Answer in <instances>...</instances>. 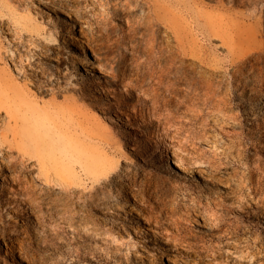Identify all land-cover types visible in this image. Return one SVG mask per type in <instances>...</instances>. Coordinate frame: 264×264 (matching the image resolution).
Here are the masks:
<instances>
[{
	"label": "rangeland",
	"instance_id": "obj_1",
	"mask_svg": "<svg viewBox=\"0 0 264 264\" xmlns=\"http://www.w3.org/2000/svg\"><path fill=\"white\" fill-rule=\"evenodd\" d=\"M261 81L264 0H0V264H264Z\"/></svg>",
	"mask_w": 264,
	"mask_h": 264
},
{
	"label": "bare ground",
	"instance_id": "obj_2",
	"mask_svg": "<svg viewBox=\"0 0 264 264\" xmlns=\"http://www.w3.org/2000/svg\"><path fill=\"white\" fill-rule=\"evenodd\" d=\"M76 39V38H75ZM71 42L73 43V45L75 46V48L78 50V51H81L82 50V45L80 44V42L78 41V39L77 40H74V39H71ZM173 42L175 43V41H173V40H170L169 42L167 41V43H168V46L172 49V48H178V43L176 42V45H174L173 44ZM184 59H186L185 57H184ZM189 61H191V62H193L192 60H190V59H188ZM132 68H133V66H132ZM129 69V70H133V69ZM116 71H117V73L120 75H122V74H124L125 72H126V69L125 70H122V69H116ZM134 71V70H133ZM138 71V70H137ZM130 72V71H129ZM130 74V73H129ZM132 75V74H131ZM142 79H143V76L142 75H140L139 73L138 74H136V76L134 77V78H131V80L132 81H134L133 83L135 84V86H137V87H142L143 85H142ZM260 85L262 86V87H264V81H261V83H260ZM60 88H57V90H59ZM145 91H147V89L145 90ZM149 100H151V101H153V103L155 104V103H157L158 102V96H157V93H154L153 95H151V98L149 99ZM153 104V105H154ZM154 108V107H153ZM10 151H6V150H4L3 148L2 149H0V164L1 165H5V162L7 163H9L10 162V160H8V158L9 157H11V155H10V153H9ZM171 164H172V166H174V168H176V169H179V170H181V171H183V172H186L187 170H186V168L183 166V164L178 160V159H175V158H171V162H170ZM244 163V162H243ZM262 164V163H261ZM10 167H13V165H12V163L10 162ZM252 165V164H251ZM6 166V165H5ZM248 169H249V171L251 172V168H249V166H248ZM246 172V171H245ZM253 172V171H252ZM20 173H22L21 171H20ZM246 177V176H245ZM251 179V178H250ZM247 180V179H246ZM248 182V181H247ZM259 182L260 183H258L257 184V186L256 187H254V186H251L250 188L248 187V186H245V187H243V186H239V190H242V191H244L246 188H248V189H251V192L248 194V195H251L252 193H254V196H256L258 193H259V191L260 190H262L263 189V187H264V185H263V183H264V175H261V180H259ZM245 184H246V182H245ZM236 185V184H235ZM235 187V186H234ZM235 191V190H234ZM245 192H247V191H245ZM260 194V193H259ZM244 195V194H243ZM246 195V194H245ZM108 197L109 196H107V199H108ZM248 198V197H247ZM250 198V197H249ZM100 202L102 203V204H104L105 205V203L104 202H106L105 200H102V199H100ZM109 201H107V203H108ZM109 206L110 207H118L119 205L118 204H116V203H109ZM9 228V227H8ZM8 232V231H7ZM22 233V232H21ZM25 234V233H24ZM12 237H13V235H12ZM20 238H21V236H20ZM27 239V238H26ZM19 243V242H18ZM21 245V244H20ZM26 248V247H25ZM12 251V250H11ZM258 253L260 254V252L258 251Z\"/></svg>",
	"mask_w": 264,
	"mask_h": 264
}]
</instances>
